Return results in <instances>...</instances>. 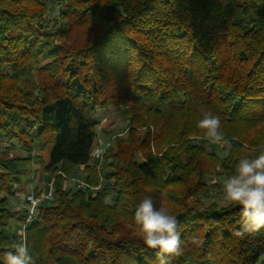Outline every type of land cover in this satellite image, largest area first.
Instances as JSON below:
<instances>
[{
  "label": "trees",
  "instance_id": "trees-1",
  "mask_svg": "<svg viewBox=\"0 0 264 264\" xmlns=\"http://www.w3.org/2000/svg\"><path fill=\"white\" fill-rule=\"evenodd\" d=\"M54 1L0 0V264L22 241L35 264H159L134 222L146 197L156 207L171 200L179 222L182 252L170 264H264V229L235 236L239 206L191 204L204 174L185 181L193 159L207 155L192 143L204 137L196 125L205 111L220 117L231 144L226 178L243 146L264 150V0H63L50 19ZM76 29L87 35L64 40ZM111 105L149 120L129 116V137L98 167L93 114ZM32 164L54 177V195L21 238L26 209L11 201ZM75 167L98 190H66L61 173ZM174 177L186 189L168 199L160 189Z\"/></svg>",
  "mask_w": 264,
  "mask_h": 264
},
{
  "label": "rangeland",
  "instance_id": "rangeland-1",
  "mask_svg": "<svg viewBox=\"0 0 264 264\" xmlns=\"http://www.w3.org/2000/svg\"><path fill=\"white\" fill-rule=\"evenodd\" d=\"M49 1V0H48ZM63 4V0H55L53 3V10L50 13V19L54 18L53 15H56L58 7H60ZM76 29L73 33L66 35L65 39L67 42L71 43L72 40H79L81 37H85L87 34H85L82 29L80 31H77ZM63 40V38H62ZM45 59L42 58L40 59V63H44ZM137 108H128L126 105H111L108 106L104 109H99L97 110L93 116L95 117L97 124L95 125V132H96V137H95V142L93 145V151L94 149H100L102 151V156L100 159L95 158L93 155V159L90 161L91 165H96L99 167V164L103 162V158L105 153L109 148L115 149L116 145V140L117 139H126L129 137V116L133 114V111L136 110ZM133 118L136 119H141V120H149V115L147 112L144 110H138L136 111L133 115ZM150 129L151 132H153V126L152 125H147ZM145 127L143 126H138V127H133L131 129H135L140 134L144 130ZM192 143L198 144L200 147L204 148V152L208 155V157L199 156V162L193 161L191 164L187 167V164L189 162L187 154L184 152V149H182V145H179L175 148L174 151L178 153L179 159L182 161L183 165L187 167L185 170V177L187 178L185 181L189 184L192 185L194 182L193 179L200 175L204 174L202 177V187L199 190L191 192L188 201L189 203H201L203 205H215V206H227L226 202L224 201L223 193H222V186H223V181L226 178L225 175H227V171L225 170V166L221 165L222 159L224 158L223 156L226 154V152L223 150V146L215 145L210 143L205 137L203 136H198L193 139ZM166 143L161 142L158 146V149L160 152L166 151L168 148V145H165ZM5 145V143L0 142V149ZM242 152L245 153L246 156H252L254 157V151L252 149H247L246 146H243ZM166 149V150H165ZM171 150V149H170ZM92 151V152H93ZM37 153V151H36ZM205 155V154H204ZM213 155L216 156V159L213 157ZM219 157V158H218ZM220 159V160H219ZM139 160V158H138ZM48 161V153L44 154V162L46 163ZM97 161V162H96ZM220 163V164H219ZM217 164V165H216ZM177 171V169H174ZM73 173H75L73 176L78 177L80 179H84L87 182V177L89 176V173L86 172L85 170L81 169V167H75ZM180 173V172H179ZM46 176L47 174H44L42 171L41 167L37 164H32L29 171L26 173L25 177L22 179L21 183V190L18 192L15 196L14 199H12V209H19L23 208L25 203H24V195H26L28 192H33V193H40L41 191L44 190V188L47 185V180ZM180 175H177V177ZM63 181L62 185L65 187L66 190L68 189H74L77 188L76 185H74L71 181H68L65 179L63 176H61ZM54 178V177H51ZM50 178V179H51ZM174 180V181H173ZM173 180L169 179L168 182H165L163 185V188L160 189L162 192V195H166L165 197L170 199V194H180L185 191L186 185H182L181 182L177 180V178H173ZM176 180V181H175ZM54 182V181H53ZM88 183V182H87ZM91 185V184H90ZM96 186V185H94ZM99 188V187H98ZM85 191L89 192H94L96 190H90V189H83ZM53 199V198H52ZM51 199V200H52ZM49 200V201H51ZM171 200H166L165 203L163 202V206L169 210L171 207L170 203ZM18 225L19 223L16 221H11L10 222V227L9 229L11 231H17L18 230ZM23 225V224H22ZM21 225V228H22ZM21 238L23 236L21 235ZM46 264H55L51 260L48 261Z\"/></svg>",
  "mask_w": 264,
  "mask_h": 264
},
{
  "label": "clouds",
  "instance_id": "clouds-1",
  "mask_svg": "<svg viewBox=\"0 0 264 264\" xmlns=\"http://www.w3.org/2000/svg\"><path fill=\"white\" fill-rule=\"evenodd\" d=\"M196 126L210 143L231 147L220 131L218 115L205 111ZM222 193L226 204L240 208L241 226L234 232L235 236L243 237L264 229V150L254 157L244 156L238 160L234 172L223 181ZM105 202H110V197H105ZM134 222L146 248L156 250L159 264H170L171 257L181 254L176 216L163 206L156 207L151 197L137 205ZM192 242L198 241L194 238ZM14 249L5 253L4 264H35L26 242L14 245Z\"/></svg>",
  "mask_w": 264,
  "mask_h": 264
},
{
  "label": "built area",
  "instance_id": "built-area-1",
  "mask_svg": "<svg viewBox=\"0 0 264 264\" xmlns=\"http://www.w3.org/2000/svg\"><path fill=\"white\" fill-rule=\"evenodd\" d=\"M92 155L95 158L100 159L102 156V151L100 149H94V151L92 152ZM61 175L68 181H71L74 185H76L77 188H80V189L96 190L99 187V185H96V186L90 185L84 179H80L78 177H74V176L67 177L62 173ZM53 181H54L53 178L49 179L46 187L39 194L28 192L26 195H24V203H25L24 207L26 209V217H25V220L21 228L22 236H24V229L26 225L29 224L35 218L38 205L42 203L43 201H49L53 198V195H54V182Z\"/></svg>",
  "mask_w": 264,
  "mask_h": 264
}]
</instances>
